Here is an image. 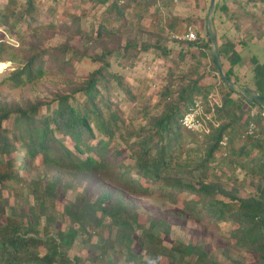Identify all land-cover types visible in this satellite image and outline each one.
<instances>
[{
	"label": "trees",
	"instance_id": "16d2710c",
	"mask_svg": "<svg viewBox=\"0 0 264 264\" xmlns=\"http://www.w3.org/2000/svg\"><path fill=\"white\" fill-rule=\"evenodd\" d=\"M143 1L98 0L97 3L103 4L104 9L96 34L93 30H83L81 19L76 15L66 17L63 29H72L74 34H80L88 41L93 40L95 35L102 38L104 34L117 33L114 27L119 32L126 31L130 18L137 17L138 13L133 11L130 14L127 9L132 4L133 7H148L149 0ZM16 4V0H9L6 6H0V26H5L10 33H18L17 28L24 26L31 29L32 37L37 36L39 27L34 26L39 14L37 0H27L22 9H17ZM221 8L226 10L224 5ZM241 9L239 5L237 11ZM252 18L254 22L259 20L253 14ZM191 23V18L175 15L166 20V27L172 35H180L187 32ZM45 27L55 29L56 24ZM18 35L21 44L14 47L1 38L0 30V61L18 65L6 80L14 87L36 84L46 75L67 76L74 72L75 61L86 57L78 48H72L69 42L43 47L39 39L26 41L22 33ZM206 36L208 43L188 42L189 47L207 48L218 72L207 28ZM250 42V39L247 40V45ZM241 44L246 45L244 42ZM9 48L12 51L6 58ZM219 50L221 57L225 56L231 64L225 69L226 75L237 81L235 67L242 59L240 51L230 42L221 44ZM187 51H179L180 60L186 57ZM113 52L103 48L102 53L94 57L102 64L86 80L73 82L72 88L55 93L52 99L38 98L25 104L0 101V264H80L82 260L79 257L72 260L69 251L78 238L89 241L93 235H97L103 244L102 252L93 256L92 260L98 264H116L113 257H106V229L111 225L118 229L115 253L129 261L143 264L144 253L135 251L137 245L154 259L164 255L170 259V264H197L190 259L194 256L200 259L204 251L202 248L181 241L166 246L152 227L137 225L135 216L129 214L123 200L124 197L148 198L157 194L174 201L175 195L184 191L195 195V198L184 201V209L190 215L210 217L217 222H232L235 244L257 254L260 264H264V185L256 196L249 198L222 192L230 199L226 201L217 198L216 190L211 186L201 183L196 187L181 175L184 171L193 176V171L198 170L201 178L207 177L222 148L221 142L228 137L227 148L231 155L227 160L235 167H248V172L261 177L264 184V128L259 135L241 140L251 122L262 125L264 120L260 114L251 117L245 104L250 108L257 104L264 107V101H249V86L246 96L234 98L236 91L222 81L225 85L222 107L217 110V119L221 120V124L201 140L199 134L182 125L185 111L193 104L195 96L203 95L205 90L200 84L203 77L198 74L199 63L189 65L182 71V84L177 97L169 100L168 97L173 94L167 88L164 92L166 108L152 117L147 125L125 135L122 131L123 115L119 113V104L114 101V96L122 92L131 96L132 93L123 79L110 70L111 62L106 57ZM148 52L168 59L171 48L162 40L153 46L148 42L140 44L138 36H134L129 37L120 50L121 56L127 57ZM202 55L205 57L207 54L204 52ZM222 63L224 67L223 59ZM175 64L173 73L184 68L179 61ZM253 64L255 90L264 98V62L254 60ZM78 96L82 100L76 104ZM52 104V110L44 113L43 108ZM9 120L12 121L11 126L5 124ZM117 138L124 140L130 149L132 164L118 161L121 154L119 148L111 152L110 147ZM187 142L196 143V148L192 150L200 153L199 164L192 169H185L186 164L177 161V154L182 152L180 150ZM37 167L59 175L98 176L108 183V190L95 200L83 194L76 201L68 202L60 217H68L69 224L67 228H60L57 223L60 211L57 200L63 184L51 179L43 184L40 178L29 181L27 176ZM23 187L30 189L33 198L26 214L16 212L14 207L21 198H27L25 192H21ZM10 195L15 199L13 204ZM9 208L15 210L11 215L8 214ZM107 218L112 221L111 224L105 222ZM138 227L142 229L141 234H137ZM201 264L225 263L205 256Z\"/></svg>",
	"mask_w": 264,
	"mask_h": 264
},
{
	"label": "rangeland",
	"instance_id": "374dc122",
	"mask_svg": "<svg viewBox=\"0 0 264 264\" xmlns=\"http://www.w3.org/2000/svg\"><path fill=\"white\" fill-rule=\"evenodd\" d=\"M8 1L0 0V6H6ZM16 1V8L22 9L27 0ZM128 1L125 0V2ZM97 2L98 0H37L39 14L34 26L39 27L38 35L32 37L31 29H26L24 26H19L17 32L22 33L26 41L39 39L43 47H54L69 42L72 48H78L80 52L86 54V57L75 61L74 72L67 76L46 75L38 83L22 87H14L6 81L10 77V73L18 66L17 63L0 61V66H2L0 67V101L25 104L29 101H36L38 98L52 99L55 93L66 92L75 83L86 80L89 74L102 64L95 61L94 57L101 54L103 48H108L115 51L106 57V60L111 62V72L120 76L132 93L131 96L126 92L117 93L114 96V101L119 104V113L123 115L122 131L125 135L129 131L138 130L147 125L152 117L159 115L166 108L164 101L166 89L169 88V93L173 94L168 99H175L182 84V71L186 70L187 66H196L198 63V74L203 77L200 84L205 90L203 95L195 96L194 100L201 102L206 131L195 133L199 134L200 139L203 140L204 135L210 134L213 128L219 127L221 120L217 119V110L222 107V89L225 88V85L214 69V63L208 54L209 50L201 49L199 46L190 48L188 43H208L206 28L211 0H149L148 7H133L132 4L126 12L133 14V11H136L138 13L137 17L130 18L126 31L119 32L117 27H114V32L117 33L104 34L102 38H96L95 35L91 41L83 39L80 34H74L72 29L70 31L63 29L66 17L76 15L81 19L80 25L83 30H93L96 34V29L102 18L100 15L104 9L103 4ZM125 2L120 5H124ZM143 2L145 3L147 0ZM218 5L220 8L216 7L214 26L219 46L230 42L235 44L236 49L240 51L242 57L240 65L238 64L240 75L235 76L238 82L233 81L242 87H251L252 90L249 94L251 96L256 91L253 61L255 59L258 62H264V2L261 0H218ZM222 5L226 7V10L221 8ZM239 5L242 7L240 12L237 11ZM252 14L259 20L254 22ZM175 15L192 19L186 33L172 35L169 32L166 20ZM52 23L56 24L55 29L45 27ZM184 25H187V21ZM0 27L1 38L14 47H19L21 42L18 33H10L3 25ZM189 31L196 34L195 40L186 38ZM134 36H138L140 44L148 42L152 46L162 40L171 48L170 57L168 59L160 58L153 52L142 53L136 57L133 56L134 54L129 57L121 56L120 50L128 38ZM249 39L251 42L247 45ZM241 42L246 45H242ZM180 50H188L185 52L186 57L183 60L179 58ZM11 51L12 49L9 48L5 54L6 58L10 56ZM204 52L207 54L205 57L202 55ZM221 59L224 60L225 71L231 64L225 56ZM178 61L184 68L181 67L180 70L173 73L175 63ZM235 91L236 94L233 97L237 98L241 94L238 90ZM81 100L82 98L78 96L75 103L78 104ZM53 107L54 104L49 107L45 106L43 112H50ZM245 107L251 117L255 118L260 114L264 118L263 106L257 104L250 108L246 103ZM5 124L11 126L12 121L9 120ZM251 124H254L253 132H250ZM263 128L264 120L262 125L256 121L251 122L241 140L247 136L259 135ZM67 144L72 146L70 141H67ZM196 146V143L187 142L181 148L182 152L177 154V161L186 164L185 169H192L199 164L200 153L192 150ZM221 147L216 155V161L212 163V168L207 172V177L201 178L200 172L194 170L193 176L182 171L183 178L187 182H192L196 187H199L201 183L211 186L216 190V197L226 201L230 199L224 193L243 198L256 196L258 190L264 185L261 177L249 173L248 167H235L227 160L231 155V151L227 148L228 137L223 139ZM110 148L111 152L115 148L120 149L121 154L118 161L126 164L133 163L131 151L124 140L117 138ZM27 177L29 181L33 178H40L43 184L50 179L63 184V187H60L57 200L60 209L57 223L60 228H67L69 224L68 217L64 219L60 217V213L68 202L76 201L83 194L95 200L108 190V183L98 176L85 177L70 173L59 175L51 170L37 167ZM20 189L27 195V200L21 198L14 207L17 209L16 212L26 214L29 213L30 204H33V198L30 189L26 187ZM5 193L8 195L7 191ZM10 197L13 204L15 199L13 195ZM192 198H195L194 194L184 191L178 192L174 201L157 194L148 198L124 197L123 200L129 214L135 216L137 225L146 228L152 227L153 231L163 238L166 246L170 247L174 241H181L202 248L204 251L200 259L194 256L190 259L191 262L201 264L205 256H209L225 264H260L257 254L235 244V238L232 235L235 226L232 222H217L210 217L198 218L195 215H190L184 209V201ZM14 211L13 208H9L8 214L11 215ZM105 222L112 223L109 218ZM139 228L137 234L142 232V229ZM117 230L114 225L106 229V257H113L116 264H137L126 259L125 256L115 253L117 251L115 245ZM101 244L103 243L97 235H93L89 241L80 237L70 249L69 256L72 260L79 257L82 260L80 264H98L92 260V257L102 252ZM134 248L136 252L144 253L143 264H170V259L167 256L160 255L154 259L143 249H139L137 245Z\"/></svg>",
	"mask_w": 264,
	"mask_h": 264
},
{
	"label": "water",
	"instance_id": "95a60500",
	"mask_svg": "<svg viewBox=\"0 0 264 264\" xmlns=\"http://www.w3.org/2000/svg\"><path fill=\"white\" fill-rule=\"evenodd\" d=\"M217 3H218V0H211L209 11H208V17H207V30H208V35L211 41L212 58L216 62L218 74L222 78L223 82L229 85L232 89L238 90L241 95L246 96V93L248 92L249 88L242 87L241 85L231 80L226 75L224 68H223V63H222L220 50H219L218 35H217V31L214 26V14H215V10L217 7ZM247 98L251 102L264 101V98L258 92H254V94H252L251 96H248Z\"/></svg>",
	"mask_w": 264,
	"mask_h": 264
},
{
	"label": "built area",
	"instance_id": "2783aa9c",
	"mask_svg": "<svg viewBox=\"0 0 264 264\" xmlns=\"http://www.w3.org/2000/svg\"><path fill=\"white\" fill-rule=\"evenodd\" d=\"M122 2V0H121ZM188 40H195L196 34L193 31H189L186 34ZM202 105L198 100H194L193 104L185 111L182 117V125L189 131L192 132H203L206 131L204 125V119L202 118ZM254 124L250 126V132H253Z\"/></svg>",
	"mask_w": 264,
	"mask_h": 264
},
{
	"label": "crops",
	"instance_id": "0c3cea01",
	"mask_svg": "<svg viewBox=\"0 0 264 264\" xmlns=\"http://www.w3.org/2000/svg\"><path fill=\"white\" fill-rule=\"evenodd\" d=\"M254 60H255V59H254ZM239 65H240V64H239ZM239 65H237V66L235 67V74H236V75H238V74L240 75V69H239L240 67H239ZM249 80H250V79H249ZM245 87H247V86H245ZM250 89L252 90L251 87H250ZM255 92H258V91H255Z\"/></svg>",
	"mask_w": 264,
	"mask_h": 264
},
{
	"label": "clouds",
	"instance_id": "9594fccd",
	"mask_svg": "<svg viewBox=\"0 0 264 264\" xmlns=\"http://www.w3.org/2000/svg\"><path fill=\"white\" fill-rule=\"evenodd\" d=\"M0 67H2V66H0Z\"/></svg>",
	"mask_w": 264,
	"mask_h": 264
}]
</instances>
